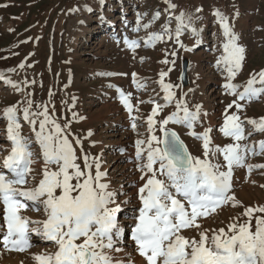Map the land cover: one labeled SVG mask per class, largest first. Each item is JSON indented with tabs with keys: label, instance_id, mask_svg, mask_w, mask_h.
Returning <instances> with one entry per match:
<instances>
[{
	"label": "snow or ice",
	"instance_id": "6c2138e0",
	"mask_svg": "<svg viewBox=\"0 0 264 264\" xmlns=\"http://www.w3.org/2000/svg\"><path fill=\"white\" fill-rule=\"evenodd\" d=\"M165 3L170 11L174 12L177 8L171 0H165ZM7 6L0 4V7ZM159 15L157 12L153 21L159 19ZM214 15L224 37L222 54L217 58L216 66H223L226 72L223 85L226 94L235 97L226 106L222 114L223 124L218 130L224 137L231 138L233 143L223 147L213 145L211 127L197 133L195 126L200 123L202 106L197 104L194 110L190 109L184 99L187 93L180 99L176 98L174 89L178 85L165 82L173 67L160 71L159 84L164 93V103L154 99L148 101L153 105L145 121L148 137L135 142L136 170L140 172L139 179L143 183L137 188L139 207L130 217L133 221L131 240L145 264H264V205L244 206L237 200L233 187L235 168H247L249 174L254 167L264 168V165L247 163L249 154H264V141L259 143V151L254 146L239 143L247 139L245 121L239 115L244 110L241 102L250 103L264 96V69L252 73L243 90H239L241 86L233 81L243 69L246 50L239 43L229 18L219 10ZM175 19L178 22L176 42L185 51H192L179 38L184 29H189L193 36L198 37L199 30L194 26L193 16L181 11ZM143 27L147 30L150 24ZM163 27L164 33H151L144 41L145 46H155L163 41L164 35L173 38L168 25ZM124 43L133 52L140 47L136 40L125 38ZM196 43H200L198 38ZM165 55L160 63L174 66L175 59L169 60L167 56L175 57L177 53L172 51ZM132 77L138 89L146 87L137 81L136 73ZM0 80L13 89L21 90L3 73H0ZM117 91L121 103L129 112L131 128L139 136L137 120L140 117L133 115L131 94ZM24 104L23 109L12 105L2 111L7 121V139L11 149L0 163V204L3 205L0 246L9 253L28 252L37 247L32 242L34 234L43 241L51 242L55 248L51 252L31 253L34 264H127L112 255L123 251L117 246L124 231L117 220V214L122 209L117 203V193L111 191L106 182L107 173L101 170L100 157L85 152L83 141L76 137L75 145L79 146L81 153L78 156L69 139L70 125L65 123L62 127L49 114L47 105H37L33 110L31 99H26ZM173 104L175 111L163 119H156ZM230 109L235 111L230 112ZM21 111L23 120L29 123L34 133L35 143L39 146L38 155L32 150L31 138L21 133ZM247 123L255 131L264 132V117L249 119ZM169 124L188 128L189 135L201 141L203 159L189 152L179 134L167 127ZM157 131L162 135L158 136ZM92 135L89 131L87 137ZM91 143L95 146L96 142ZM218 154L222 155L223 164L218 162ZM213 158L217 162H213ZM81 159L83 166L78 162ZM38 160H42L39 170L33 167ZM226 207H242L244 210L230 217L231 222L226 227H203L202 221L219 215ZM23 210L40 213L42 218L31 219L23 214ZM185 230L195 231L197 235L186 236Z\"/></svg>",
	"mask_w": 264,
	"mask_h": 264
},
{
	"label": "rangeland",
	"instance_id": "374dc122",
	"mask_svg": "<svg viewBox=\"0 0 264 264\" xmlns=\"http://www.w3.org/2000/svg\"><path fill=\"white\" fill-rule=\"evenodd\" d=\"M171 3L177 5L174 12L169 10L165 0H0V4L8 5L0 7V73L22 90L11 86L10 90H0V160L11 149V143L4 140L7 139V121L2 116L3 109L12 105L23 109L26 99L33 101V110L37 105H47L49 114L62 127L65 123L70 125L69 139L76 147L78 156L81 153L79 146L75 145L76 137L83 141L85 152L100 157L101 170L107 173L106 182L110 190L117 193V203L122 205L118 217L127 216L130 219L134 209L139 207L137 188L143 183L139 179L140 172L136 170L135 142L148 137L145 121L153 107L148 101L154 99L164 103L159 73L167 71L168 67H173V70L165 77V82L178 85L174 89L176 98L180 99L187 93L184 99L190 109L194 110L197 104L202 106L201 120L195 126V131L202 133L205 128L212 127L213 145L223 147L233 143L231 138L224 137L218 130L223 124L222 114L226 106L235 97L226 94L223 87L226 72L223 66H216V60L222 54L224 37L214 12L219 10L229 18L239 43L246 50L243 69L233 81L241 86L239 90L242 91L250 75L264 69V0H171ZM119 4L123 6L119 7ZM83 8L89 9L87 16L81 14ZM122 8H127V11L124 12ZM201 8L202 13L196 11ZM181 11L193 16L194 26L199 30L196 37L189 29H184L179 38L187 48L197 46L194 53L185 51L175 39L178 24L175 17ZM157 12L160 14L159 19L153 21ZM111 19L115 21L113 31H116L112 37H105L98 30L93 31L100 20L107 26ZM147 24L150 27L145 30L143 25ZM165 24L173 38L164 35L163 41L157 42L155 46H145L144 41L151 33H164ZM203 24H207V27L200 32ZM84 26L87 28L85 32L82 31ZM84 35L90 40L85 46ZM125 38L138 41L140 47L133 52L125 45ZM197 38L200 41L206 39V45L198 46ZM172 51L177 55H169L167 58L175 59V65L160 63L166 58L165 54ZM185 62L188 65V87L183 88L181 77ZM197 68L202 69L201 74ZM133 73L137 74L138 82L146 85L145 88H137L133 82ZM114 86L116 90L122 89L125 94H131L133 115L140 117L137 120L139 136L132 130L129 112L121 103ZM0 89H3L1 84ZM241 103L244 105V110L239 113L241 120L245 121L244 126L255 131L247 120L264 117V96L250 103ZM173 111L174 104L165 108L156 119H163ZM19 120L22 135L31 138L32 150L38 155L39 146L35 143L34 133L26 134L32 129L23 120L22 111ZM167 127L179 134L193 156L203 159L202 144L189 137L188 128L174 124ZM89 131L93 133L91 137H87ZM253 131L250 135L245 134L247 139L239 143L248 146L252 144L259 149V143L264 141V132ZM156 134L162 135L159 131ZM92 141L96 142L95 146H92ZM78 162L83 166L82 159ZM213 162H217L216 158H213ZM218 162L224 163L222 155L218 154ZM247 163L264 165V154L247 158ZM33 167L39 170L42 160H38ZM261 185H264V168L254 167L251 174L245 168L234 169V193L244 206L264 205V187ZM125 201L130 203L125 204ZM1 207L0 221L3 223ZM243 210L242 207H226L222 211L224 213L202 221V225L204 228L226 227L231 222L230 217ZM23 214L31 219L42 218L40 213L31 210H23ZM132 224L124 225L125 228H131ZM184 235L196 236L197 233L185 230ZM127 243L122 247L128 249ZM128 246L130 249L131 245ZM49 247V252L55 251L54 247ZM36 249L34 247L25 253L7 252L4 255H10L8 262L13 261L12 264H26L30 260L34 264L30 254L40 252V248L39 251ZM131 250L132 255L136 256L135 248ZM125 252L121 260L129 262ZM130 257L133 261V257Z\"/></svg>",
	"mask_w": 264,
	"mask_h": 264
},
{
	"label": "bare ground",
	"instance_id": "6f19581e",
	"mask_svg": "<svg viewBox=\"0 0 264 264\" xmlns=\"http://www.w3.org/2000/svg\"><path fill=\"white\" fill-rule=\"evenodd\" d=\"M101 9V8H100ZM81 11V14H83V15H85V16H87L88 15V12H89V9H81L80 10ZM82 11H83V13H82ZM98 12H100V10H98ZM88 19H86V21H87ZM86 21H85V23L84 24H86ZM101 24V25H100ZM111 24L113 25L114 24V22H111ZM209 25V24H208ZM99 27L102 29V27H103V24H102V22L100 21V22H98V24H96V26H95V28L93 29V31H97V30H100L99 29ZM207 27V24H203V28H202V31L204 30V28H206ZM86 26H84V28L82 29V31H86ZM83 32V33H84ZM85 36V35H84ZM206 39H202L201 40V42H200V46H203L204 45V41H205ZM83 42L85 43L84 44V46L86 45V44H88V42H90V40H88L87 39V37L85 36V38H84V40H83ZM207 43V42H206ZM83 44V43H82ZM105 53V52H104ZM73 60L75 59V57H73L72 58ZM197 59V58H196ZM199 60V59H198ZM202 69H200V68H197V72L199 73V74H201L202 72ZM1 85H2V83H0ZM2 87H5L4 85H2ZM0 90H2V89H0ZM1 136H3V135H1ZM120 206H122V205H120ZM221 213H224V212H222V211H220L219 212V214H221ZM131 221L130 220H125L124 219V221H123V223H130ZM129 233H130V230H129ZM0 234H2V233H0ZM129 237V242L127 243V246L126 247H128V249H126L125 247H120V248H122L123 249V251H121V252H118V253H112V255L114 256V257H116V258H119V259H121L123 256H124V251H126L125 252V254L126 255H128V258H129V256L131 255L132 257H133V261H129V262H127V264H129V263H131L132 264V262H134V264H142V261L137 257V256H133L132 255V247L134 246V242L130 239V237H131V235H128ZM33 241V240H32ZM38 241H40V243H44L45 241H43V240H41V239H39ZM49 244V243H48ZM128 244L129 245H131V248L129 249V247L130 246H128ZM40 252H44V251H49L50 250V247L49 246H41L40 245ZM39 248H38V246H37V251H39ZM0 250H1V252H0V259H1V261H2V263H4V264H12L13 263V261L12 260H10V261H12V263H9L8 261H9V259H10V255H4L3 254V252H4V250H3V248H2V246H0ZM128 251L130 252V255H129V253H128ZM30 257H31V254H30ZM127 261V260H126ZM125 261V262H126ZM31 262V260L29 261V262H26V264H31L30 263ZM1 262H0V264H2Z\"/></svg>",
	"mask_w": 264,
	"mask_h": 264
},
{
	"label": "water",
	"instance_id": "95a60500",
	"mask_svg": "<svg viewBox=\"0 0 264 264\" xmlns=\"http://www.w3.org/2000/svg\"><path fill=\"white\" fill-rule=\"evenodd\" d=\"M187 68H188L187 63H185L184 66H183V74H182V81H183V85L184 86H187L188 85L187 77H186V75H187Z\"/></svg>",
	"mask_w": 264,
	"mask_h": 264
}]
</instances>
